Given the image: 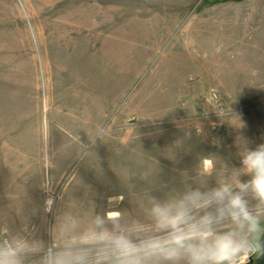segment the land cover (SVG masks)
Returning <instances> with one entry per match:
<instances>
[{"label": "rangeland", "instance_id": "rangeland-1", "mask_svg": "<svg viewBox=\"0 0 264 264\" xmlns=\"http://www.w3.org/2000/svg\"><path fill=\"white\" fill-rule=\"evenodd\" d=\"M237 136L264 142V0H0V220L136 212Z\"/></svg>", "mask_w": 264, "mask_h": 264}, {"label": "clouds", "instance_id": "clouds-1", "mask_svg": "<svg viewBox=\"0 0 264 264\" xmlns=\"http://www.w3.org/2000/svg\"><path fill=\"white\" fill-rule=\"evenodd\" d=\"M235 149V163L199 155L176 184L148 180L133 195L138 211L72 218L59 238L0 220V264H249L264 256V142L237 136Z\"/></svg>", "mask_w": 264, "mask_h": 264}, {"label": "water", "instance_id": "water-1", "mask_svg": "<svg viewBox=\"0 0 264 264\" xmlns=\"http://www.w3.org/2000/svg\"><path fill=\"white\" fill-rule=\"evenodd\" d=\"M249 264H264V256L258 257L256 260H251Z\"/></svg>", "mask_w": 264, "mask_h": 264}, {"label": "bare ground", "instance_id": "bare-ground-1", "mask_svg": "<svg viewBox=\"0 0 264 264\" xmlns=\"http://www.w3.org/2000/svg\"><path fill=\"white\" fill-rule=\"evenodd\" d=\"M110 216H112V217H115V215H114V214H112V215H110Z\"/></svg>", "mask_w": 264, "mask_h": 264}]
</instances>
